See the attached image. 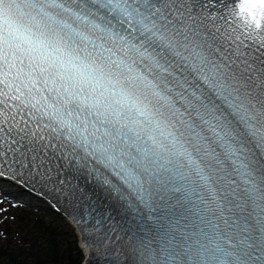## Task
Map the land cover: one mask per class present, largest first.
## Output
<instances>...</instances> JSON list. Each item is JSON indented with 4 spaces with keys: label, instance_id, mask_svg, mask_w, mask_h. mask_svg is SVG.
I'll return each mask as SVG.
<instances>
[{
    "label": "snow or ice",
    "instance_id": "snow-or-ice-1",
    "mask_svg": "<svg viewBox=\"0 0 264 264\" xmlns=\"http://www.w3.org/2000/svg\"><path fill=\"white\" fill-rule=\"evenodd\" d=\"M41 206L88 264H264V0H0V221Z\"/></svg>",
    "mask_w": 264,
    "mask_h": 264
},
{
    "label": "rangeland",
    "instance_id": "rangeland-1",
    "mask_svg": "<svg viewBox=\"0 0 264 264\" xmlns=\"http://www.w3.org/2000/svg\"><path fill=\"white\" fill-rule=\"evenodd\" d=\"M39 212L33 211L32 209H16L12 210L15 219H9L8 224L5 225L6 228H11L16 231H24L25 235L29 238H32L34 235L43 236L42 232L37 229V225L35 223L36 220L40 221H50L53 228L56 229L58 246L60 247L61 254L59 255V259L56 261L59 264H70L75 259L83 258V251H81L79 241L77 239V235L73 227L68 223L66 219L61 216H55L49 210H45L43 206H41ZM55 217V218H54ZM43 219V220H42ZM15 222V224H13ZM65 223L67 229L65 227L62 228V224ZM23 237V234H22ZM1 239V238H0ZM22 238L14 237L11 240L10 247L13 250H6L7 254L13 252L14 250H18V248H25V243H22ZM0 242H3L0 240ZM16 252V251H15ZM1 255H5L1 253ZM5 257H0V264H5Z\"/></svg>",
    "mask_w": 264,
    "mask_h": 264
},
{
    "label": "bare ground",
    "instance_id": "bare-ground-1",
    "mask_svg": "<svg viewBox=\"0 0 264 264\" xmlns=\"http://www.w3.org/2000/svg\"><path fill=\"white\" fill-rule=\"evenodd\" d=\"M63 226H66V225L63 224V225H62V228H63Z\"/></svg>",
    "mask_w": 264,
    "mask_h": 264
}]
</instances>
